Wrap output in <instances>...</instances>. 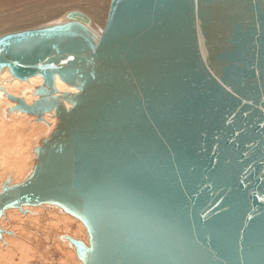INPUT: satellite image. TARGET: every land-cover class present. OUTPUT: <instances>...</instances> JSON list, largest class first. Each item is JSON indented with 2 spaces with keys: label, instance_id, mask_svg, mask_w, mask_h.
Masks as SVG:
<instances>
[{
  "label": "water",
  "instance_id": "1",
  "mask_svg": "<svg viewBox=\"0 0 264 264\" xmlns=\"http://www.w3.org/2000/svg\"><path fill=\"white\" fill-rule=\"evenodd\" d=\"M90 21L0 35V70L42 80L30 103L0 86L6 114L55 118L0 216L72 215L81 264H264V0H110Z\"/></svg>",
  "mask_w": 264,
  "mask_h": 264
},
{
  "label": "bare ground",
  "instance_id": "2",
  "mask_svg": "<svg viewBox=\"0 0 264 264\" xmlns=\"http://www.w3.org/2000/svg\"><path fill=\"white\" fill-rule=\"evenodd\" d=\"M25 1L0 0V13L2 11L8 13L7 16L0 15V22L11 21L26 10H30L26 7L17 8V5H21ZM50 2L48 4L53 3V1ZM41 5L45 6L44 2ZM108 7L109 5L106 15ZM105 19L106 17L103 19L104 22ZM41 82L42 80L38 75L27 80H19L12 77L6 67L0 70V86L8 94L23 96L27 103L35 98V96L30 95L33 86ZM56 85L60 91H75L72 88H67L59 80H56ZM26 91L29 92L28 95H25ZM13 105L14 103L0 91V189L2 183L7 180L10 184L19 183L29 175L34 164V147L38 144L40 137L48 134L55 120L52 113H44L41 120H36L33 116L21 111H12L7 115L6 109ZM50 207L57 211H50L48 209ZM42 211L47 212L50 225L55 228V230L52 229L54 232L51 236L50 247L53 252L59 254L57 260L50 254L52 250L50 247H43L44 249L41 250L40 244L44 240H49V236L47 234L39 235L36 231L32 232L31 228L26 226V224H30L35 230L41 229L45 225L42 219ZM0 232V264H81L66 237L80 239L88 245L87 232L83 223L55 205L49 204L27 206L22 207V209H5L0 216ZM50 241L48 242L50 243Z\"/></svg>",
  "mask_w": 264,
  "mask_h": 264
},
{
  "label": "rangeland",
  "instance_id": "3",
  "mask_svg": "<svg viewBox=\"0 0 264 264\" xmlns=\"http://www.w3.org/2000/svg\"><path fill=\"white\" fill-rule=\"evenodd\" d=\"M52 1L53 3H51ZM52 1L50 2V0L48 1L47 0H43V1L42 0H37V1L36 0H26L24 3L22 2L21 5H17L18 9L26 7L28 9L30 8V10H26V12L18 15L15 19H12L11 21L8 20V21L0 22V34L6 33L9 31H15V30H20V29H25V28H32V27L62 22L64 20V13L72 9L85 12L91 18L90 24L88 26L94 32L100 33L103 27V22H104L103 19L106 17L105 15H106L107 6L109 5L108 4L109 0H52ZM43 2L45 6L41 5L43 4ZM49 2L51 4H48ZM14 11H17V9H14ZM2 12L0 13L1 16L8 15L7 12H4V11ZM50 208H48L50 211L52 210L57 211L56 209H53L52 207ZM48 218L49 217L47 215V212L42 211V219L44 220L43 222L45 225H43L42 228L39 230H35L33 225L26 224L28 228H31L30 230L32 232L36 231V233H38L39 235L47 234L49 236V240L48 239L44 240L43 243L40 244V247H42L41 250L44 249L43 247L45 248L50 247L51 236L53 235V232L55 230L54 226L50 225L51 224L49 222L50 218L49 219ZM48 241H50V243ZM67 242L69 243V245L72 246V244L69 241ZM50 252H51L50 254H52V257L55 258V260H57L58 259L57 257L59 256V254H56L55 252H53V249Z\"/></svg>",
  "mask_w": 264,
  "mask_h": 264
}]
</instances>
